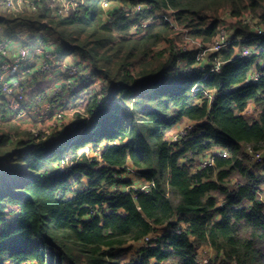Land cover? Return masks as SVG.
Here are the masks:
<instances>
[{
  "label": "trees",
  "instance_id": "1",
  "mask_svg": "<svg viewBox=\"0 0 264 264\" xmlns=\"http://www.w3.org/2000/svg\"><path fill=\"white\" fill-rule=\"evenodd\" d=\"M76 1L68 16L48 0L0 15L9 34L38 29L57 57L89 58L104 82L62 129L13 134L0 120V264H264V160L253 163L243 150H264V34L241 20L252 14L264 28V0H129L153 9L135 19L120 9L104 21L96 18L101 0ZM157 9L175 21L132 36ZM225 13L235 41L209 55L220 70L200 63L199 48H179L181 32L211 44ZM242 45L249 56H239ZM183 122L193 130L172 142L169 132ZM218 148L228 154L198 167ZM128 166L147 189L119 177ZM203 245L216 252L206 263Z\"/></svg>",
  "mask_w": 264,
  "mask_h": 264
},
{
  "label": "built area",
  "instance_id": "2",
  "mask_svg": "<svg viewBox=\"0 0 264 264\" xmlns=\"http://www.w3.org/2000/svg\"><path fill=\"white\" fill-rule=\"evenodd\" d=\"M1 1L3 2L2 5L5 8H9L12 10L17 8V4L15 3L16 0H1ZM36 1L37 0H29L28 2H25V3L31 10H35L37 9ZM57 1H59V4L56 3L55 0H48V4L54 8L57 16L70 15L71 13H73V11L76 9L78 5L76 0L70 1L71 5L69 3L67 4L66 2L62 4L60 0H57ZM127 5H128V8L125 9ZM100 9L102 11V14H103L102 16L104 20H107V19L112 20L114 18L115 13L119 11L120 9L125 10L127 15H130V18L131 16H135L133 18L135 19L138 13L152 10L153 4H149L146 2H142V1L131 2L129 0L127 1L101 0ZM167 11L168 9L155 10L154 13H151L148 15L151 18L149 21L147 22L139 21L137 24H135V26L132 27L130 34L134 37H139L146 31L147 26L152 23L161 22L163 19H170L172 21H175L173 16L171 17L167 15ZM171 11L172 10H169V12ZM229 19H230L229 14L225 13L223 15V24L221 25L220 32L212 40L211 44L204 43L202 39H198L199 45L196 48H199V50L201 51L200 63L202 65L205 64L206 66L207 64H213L216 70H220L221 64H222L220 58L216 59L215 61H211L209 58V55L211 53H217V52H221L227 49L235 41L234 39L235 31L231 27V25H227V20ZM241 20L246 24H250L257 31V34H260V35L264 34V28L258 27L256 25V22L253 19L252 14H249V13L243 14V16L241 17ZM47 39L48 38L45 37V34H42L41 36H39V39L24 38L26 42L21 44L20 48L16 50L13 49L15 45L14 37L6 36L0 41V96L4 93L8 94L7 103L0 105V120H10V121L17 120V119L22 120L28 117L31 112L34 113L33 114L34 116L39 115L40 113L43 112L42 107H43V102L45 101L43 99V96H37L35 98V101L32 103L29 101L30 99H27V100L25 99L26 97H28V94H29L28 93L29 85L34 87L30 76L32 73H34L35 71L34 69L36 68V65L38 64V62L50 63L52 61H55L54 58L56 57V54H55L56 52L54 51V48L52 46H49L46 43ZM239 40L241 42L244 41L242 39H239ZM179 48H181L184 51H189L192 49L190 46H187L186 43L183 45L179 43ZM252 51L253 49L250 46L242 45L239 56H242V57L249 56L252 53ZM6 57H11V59L15 58V60H13V62L11 63H8V62H5ZM34 57H37L36 61L34 60ZM13 71L15 72V74L12 73ZM63 71L66 72L67 70L65 69ZM6 72L9 73V76L5 77L3 73H6ZM70 72H72V70H70L69 73ZM21 73H28V78L25 81L24 79H22V77L20 78V81H18V78ZM75 73H77V71H74L71 75L69 74L68 77L70 76L73 77ZM261 75L262 74L257 72L254 75H252V78L254 80H259ZM95 76L96 75H91L87 77L88 79L85 80L84 84L86 82L88 83V81L89 82L96 81V79L94 78ZM72 79H70V81H72ZM60 87H61V84L57 89L53 91V92H56L55 95H58L59 98L63 96V94H60V90H59ZM16 90H18V92L13 97V94ZM31 93H32V90H31ZM66 100L67 99L66 98L64 99L63 97L62 102L59 103L58 101L57 104L63 105L65 104ZM27 102L29 103V105H26ZM49 104L54 106L52 103H49ZM24 106H27V108ZM48 107H51V106L48 105ZM44 113H46V111H44ZM65 116L66 115L64 111L62 110H58L57 112L54 111V114L51 117V119L53 120L52 126L50 128H44V130H47V129L51 130L55 127L58 130L62 129L64 124L67 122L66 121L67 117ZM184 127H185L184 130L181 129L179 133L176 135V137L174 135L171 138L172 142H179L181 138L187 136L193 130L194 125L187 124V125H184ZM39 134H40V131L39 132L34 131L35 137H38ZM243 150L253 163L262 162L264 160V150L262 151L260 149H257L253 144H246ZM216 151L217 150L203 153L199 157L198 167H206V166L213 165L217 154H222V155L228 154L226 150H220V152H217V153ZM85 152L89 153L90 147H87ZM119 177L135 179L136 182H133V185H132V188L134 189L140 188L144 190V189H147V187L151 184V183H147L144 179L140 178L139 176H136V175L133 176L132 174L130 175V173L128 172L125 173V175L123 173L120 174ZM128 189L129 187L127 188V190ZM179 232H181V230H179ZM151 239L152 237L148 236L145 239V243L150 242Z\"/></svg>",
  "mask_w": 264,
  "mask_h": 264
},
{
  "label": "rangeland",
  "instance_id": "3",
  "mask_svg": "<svg viewBox=\"0 0 264 264\" xmlns=\"http://www.w3.org/2000/svg\"><path fill=\"white\" fill-rule=\"evenodd\" d=\"M29 0H26L25 2H28ZM62 2V4L64 2H66L67 4L69 3L70 4V1L72 0H60ZM18 2V1H16ZM15 2V3H16ZM56 3L59 4V1L55 0ZM22 5H26V3L24 2H18V5L19 6ZM71 5V4H70ZM73 6V5H72ZM128 8V5L125 7V9ZM36 10V9H35ZM17 12V11H21V10H18V8L14 9L13 12ZM102 11L100 10L99 8V11L96 15V18L97 20H101L104 21L103 19V16H102ZM107 16V15H105ZM135 16H131V18H134ZM107 18V17H105ZM151 18L150 16L148 17H144L143 19H141L140 21L141 22H147L149 21ZM108 20V19H107ZM233 20L232 19H229L227 20V25H231V22ZM232 27V26H231ZM43 33H46V32H43ZM43 33L39 32L36 36L35 34H32V35H28V36H25L26 38L28 39H33V38H36V39H39V36H41ZM47 34V33H46ZM47 36H49V38H51V36L49 34H47ZM179 38H182V41H179L180 44H187V46H190L191 48H196L198 45H199V40L198 39H195L192 35H187L184 33V32H181L180 33V37ZM164 44L166 45V43H162L161 44V47H164ZM54 48V51L57 53V50L55 47ZM62 58V57H61ZM61 58L59 59V61H52L50 63H47V62H38V64L36 65V68L34 69V73L31 74L30 78L33 82V86H35L34 84V81H39L41 83L38 84V86L35 87H32L31 85H29L28 87V90H29V94H28V97H26L25 100L29 99L31 96H33L34 94H36V92L38 91V88L41 87L43 85V83L47 82V83H54V78H57V77H61L60 74H62V77H63V80H61V89H60V94H64L65 97H68L69 98V103L68 104H63V105H54L52 106L51 104H49L51 107H55V111L57 112L58 110H62L64 111L65 113V117H67L66 121L67 122H71L72 118L76 116V112L78 111V107H81V108H85L86 106V99H87V96H88V91L89 90H92L93 92L95 93H98V92H101L102 91V88H104V82L103 80H101V78L99 77V75H96L94 78H96V81H88V83L85 82L86 79H88L87 77L91 76V75H94V73L92 74V72H94L93 68H92V65L89 61V58L87 59H84V60H81V63L82 64H79L80 63V58L78 59L77 58H74L72 55H67V59H63L62 61ZM11 57H6L5 59V62H8V63H11L12 61L11 60H15L14 59H11ZM49 67V69H48ZM67 70L66 72H64L63 70ZM3 70V69H2ZM59 71H61V73L59 74ZM72 70V72L69 73V71ZM49 71V72H48ZM74 71H77V73H75L72 76L68 77V75L72 74ZM47 73V74H46ZM257 73V72H256ZM44 74H46V76H44ZM3 75L6 77V73H3ZM51 77V79H48L47 77ZM73 79H72V78ZM20 76L18 78V81H20ZM28 78V74H25L24 75V81ZM70 79H72V81H70ZM76 79V80H74ZM46 83V85H47ZM53 85V84H52ZM33 89H34V93H33ZM31 90H32V93H31ZM65 90H67V93H65ZM18 90H16L13 94V97L15 94H17ZM74 93L78 95V100H75L74 101ZM56 92H53V90H48L47 91H44L43 92V99H47V98H53L55 96ZM6 97V99L8 98V94H2ZM1 95V96H2ZM10 96V95H9ZM46 96V98H44ZM64 97V99H65ZM62 99L63 97H60L59 99V103L62 102ZM80 105V106H79ZM27 108V106H24ZM48 107V104H43V107H42V113H40L38 116L37 115H33L34 113L31 112L29 114L28 117L22 119V120H11V121H8L5 125H8L7 129H9L8 131H10L11 133L13 134H16V133H19V134H22L24 135V131L23 130H28L32 133H34V131H37L39 132L41 129H44L46 128L47 126L49 125H52L53 124V120L49 117H52L53 115H50L47 111ZM44 111H46V113H44ZM250 116V119L251 120H254L255 118H258L257 115L255 114H249ZM32 120V121H30ZM41 125V129L40 128V124ZM187 124H193L192 122H183L182 124H180V126L178 127H175L174 130L170 131L169 132V136L170 138H172L174 135L176 137V135L179 133V131L182 129L184 130V125H187ZM194 125V124H193ZM187 127V126H186ZM175 131V132H173ZM173 132V133H172ZM172 133V134H171ZM181 141V139H180ZM87 148V147H86ZM86 150V149H85ZM216 153L217 152H220V150H222L221 148H218L216 149ZM263 151V150H262ZM99 155L98 152H92L90 153V156H96ZM128 169L127 172L129 173L130 171H133L134 170V167L133 166H128ZM125 172V173H127ZM260 172H264L262 169L260 170ZM125 173H123L125 175ZM134 176V174H133ZM86 178H84V182H86ZM80 188V187H79ZM262 194L264 195V188H263V192ZM169 229V227L167 225H163L159 228L158 232L160 233L161 231H167ZM141 246V244H138ZM140 247H137V249H139ZM135 249L133 250H130L129 252H127L125 254V256L123 257V261L124 262H127L131 256L135 253ZM216 256V252L213 248L207 246V245H203L199 248L198 250V259L200 262L202 263H206L207 261L211 260L212 258H214Z\"/></svg>",
  "mask_w": 264,
  "mask_h": 264
},
{
  "label": "crops",
  "instance_id": "4",
  "mask_svg": "<svg viewBox=\"0 0 264 264\" xmlns=\"http://www.w3.org/2000/svg\"><path fill=\"white\" fill-rule=\"evenodd\" d=\"M16 1H18V2H24L25 3V1L26 0H16ZM18 2H16V4L18 5ZM2 1L0 0V15H2L3 13H5V12H13V10L12 9H9V8H5L3 5H2ZM23 6L22 5H20L19 4V6H17V8H18V10H21V8H22ZM16 12V11H15ZM39 32H41V33H43V31H39L38 29L37 30H35L34 32H31V33H22V32H20V30H18V32L16 33V35H12V34H9L8 32H6V31H4L3 29H2V26H0V41L3 39V38H5L6 36H12V37H14L15 38V45H14V47H13V49L14 50H16V49H19L20 48V45L21 44H23L24 42H26L25 40H24V38H26L25 36H28L29 34L30 35H32V34H35V36L39 33ZM43 34H45V37H47V38H49V36H47V34L46 33H43ZM28 39V38H27ZM34 39V38H33ZM49 43V42H48ZM50 44H51V46L52 47H55L56 48V46H53V44L50 42ZM240 49H241V47H240ZM61 57L60 56H58L57 57V55H56V57L54 58L55 59V62L56 61H59V59H60ZM63 59H67V56H63L62 58H61V60L60 61H62ZM11 60V59H10ZM34 60L36 61L37 60V57H34ZM12 62H13V60H11ZM58 72H59V74L61 73V71H59L58 70ZM13 74H15V72L13 71L12 72ZM25 74H28V73H21L20 74V77H22V79H24V75ZM61 75V77H57V78H54V83H47V82H45V83H43V85L41 86V87H39L38 88V91L36 92V94H34L33 96H31L29 99V101L32 103V102H34L35 101V98L37 97V96H43V92L44 91H47L48 90V88H49V90H55V89H57L59 86H60V84H61V80H63V77H62V74H60ZM6 76H9V73L8 72H6ZM44 76H46V74L44 75ZM48 79H51V77L49 76V77H47ZM39 83H41V82H39V81H34V84H35V86H34V89H35V87L36 86H38V84ZM46 83H47V85H46ZM62 86V85H61ZM53 88V89H52ZM61 88V87H60ZM60 88H59V90H60ZM34 89H33V93H34ZM65 93H67V90H65ZM55 98H47V99H45V101L43 102V104H48L49 105V103H52L53 105H56L57 104V102L59 101V99L60 98H57V97H59L58 95H55L54 96ZM62 97H65V95L63 94V96ZM66 99H69L68 97H65ZM49 102V103H48ZM7 103V99H6V97L4 96V95H2V96H0V105L1 104H6ZM26 105H29V103L27 102V104ZM257 108V105H255V104H253L252 106H251V110L249 111L250 113H251V111L253 112L254 111V109H256ZM47 109H48V113L51 115V113H52V115L54 114V109H55V107H47ZM38 116V115H37ZM49 118H51V117H49ZM30 121H32V120H30ZM41 125H43V123L42 124H40V128L39 129H41L42 127H41ZM52 125H49V126H47L46 128H50ZM180 126V125H179ZM178 126V127H179ZM173 132H175V131H173ZM172 132V133H173ZM171 133V134H172ZM170 137V136H169ZM170 140H171V138H170ZM215 151V150H214ZM164 231H161L160 233L158 232V235H161V233H163ZM137 247H140V245H135V247H134V249L135 250H138L137 249Z\"/></svg>",
  "mask_w": 264,
  "mask_h": 264
}]
</instances>
